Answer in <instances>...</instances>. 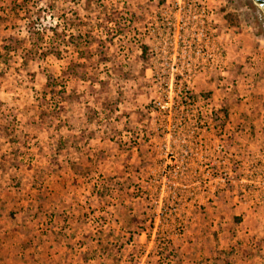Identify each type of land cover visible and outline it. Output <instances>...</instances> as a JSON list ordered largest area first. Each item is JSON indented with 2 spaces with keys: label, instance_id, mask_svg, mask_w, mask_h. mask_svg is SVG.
I'll use <instances>...</instances> for the list:
<instances>
[{
  "label": "rangeland",
  "instance_id": "obj_1",
  "mask_svg": "<svg viewBox=\"0 0 264 264\" xmlns=\"http://www.w3.org/2000/svg\"><path fill=\"white\" fill-rule=\"evenodd\" d=\"M0 264H264L260 0H0Z\"/></svg>",
  "mask_w": 264,
  "mask_h": 264
},
{
  "label": "trees",
  "instance_id": "obj_2",
  "mask_svg": "<svg viewBox=\"0 0 264 264\" xmlns=\"http://www.w3.org/2000/svg\"><path fill=\"white\" fill-rule=\"evenodd\" d=\"M184 90H185V91H184V98L186 99V98L190 97V96H189V93H190V92L188 93V91H187L186 89H184Z\"/></svg>",
  "mask_w": 264,
  "mask_h": 264
},
{
  "label": "flooded vegetation",
  "instance_id": "obj_3",
  "mask_svg": "<svg viewBox=\"0 0 264 264\" xmlns=\"http://www.w3.org/2000/svg\"><path fill=\"white\" fill-rule=\"evenodd\" d=\"M262 3H263V5H264V0H260Z\"/></svg>",
  "mask_w": 264,
  "mask_h": 264
}]
</instances>
